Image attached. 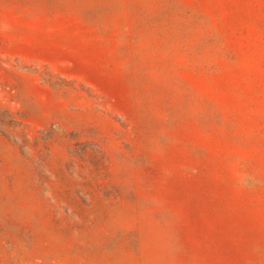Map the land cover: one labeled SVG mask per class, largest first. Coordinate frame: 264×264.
<instances>
[{
    "label": "rangeland",
    "instance_id": "obj_1",
    "mask_svg": "<svg viewBox=\"0 0 264 264\" xmlns=\"http://www.w3.org/2000/svg\"><path fill=\"white\" fill-rule=\"evenodd\" d=\"M0 264H264V0H0Z\"/></svg>",
    "mask_w": 264,
    "mask_h": 264
}]
</instances>
